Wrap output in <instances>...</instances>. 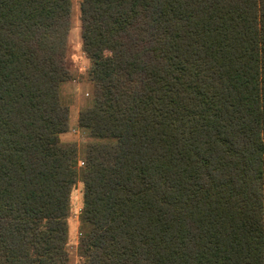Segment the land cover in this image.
Here are the masks:
<instances>
[{"label":"trees","instance_id":"obj_1","mask_svg":"<svg viewBox=\"0 0 264 264\" xmlns=\"http://www.w3.org/2000/svg\"><path fill=\"white\" fill-rule=\"evenodd\" d=\"M96 140L61 144L70 0H0V264H264V0H81ZM79 167V168H78Z\"/></svg>","mask_w":264,"mask_h":264},{"label":"rangeland","instance_id":"obj_2","mask_svg":"<svg viewBox=\"0 0 264 264\" xmlns=\"http://www.w3.org/2000/svg\"><path fill=\"white\" fill-rule=\"evenodd\" d=\"M80 2L81 0H70V28L67 36L66 61L72 74V80L62 84L59 88L60 103L68 109V121L67 131L58 137L61 144L76 145L79 167L82 165L84 146L96 141L90 138L87 130L80 129L77 125L79 112L83 108L89 107L92 103V83L88 75L91 63L82 52L80 39ZM80 179L78 177L71 191L69 213L66 220L68 229L66 245L68 264H80L79 242L83 232L79 218L82 209V183Z\"/></svg>","mask_w":264,"mask_h":264}]
</instances>
